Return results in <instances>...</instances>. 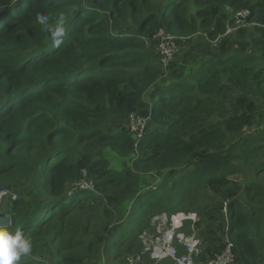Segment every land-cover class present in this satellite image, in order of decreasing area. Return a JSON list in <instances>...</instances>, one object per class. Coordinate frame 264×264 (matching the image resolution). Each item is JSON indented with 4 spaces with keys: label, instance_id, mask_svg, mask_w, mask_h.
<instances>
[{
    "label": "trees",
    "instance_id": "trees-1",
    "mask_svg": "<svg viewBox=\"0 0 264 264\" xmlns=\"http://www.w3.org/2000/svg\"><path fill=\"white\" fill-rule=\"evenodd\" d=\"M245 9L254 33L237 45L222 34ZM160 31L177 43L168 72ZM132 114L149 118L140 140ZM263 115L264 0H0V191L17 194L8 228L33 246L17 264H128L148 217L184 210L198 230L220 224L205 259L228 230L233 264H264ZM83 170L96 190L69 195Z\"/></svg>",
    "mask_w": 264,
    "mask_h": 264
},
{
    "label": "built area",
    "instance_id": "built-area-1",
    "mask_svg": "<svg viewBox=\"0 0 264 264\" xmlns=\"http://www.w3.org/2000/svg\"><path fill=\"white\" fill-rule=\"evenodd\" d=\"M249 15V9L237 12L235 15L237 22L235 21V26L232 30L240 28L241 26H238V24H241L242 21L245 22ZM157 38H159V41L156 49L164 55L162 62L166 68H168L170 65V57L177 47L176 38L170 34H165L163 31L159 32ZM148 119V117L136 114L129 116L127 125L130 131L135 134L136 138L140 139L145 134ZM88 183L89 181L86 179L74 183L69 191V194H72L79 188H89L85 187ZM8 194V190H2L0 192V200ZM13 198H15V196H13ZM188 218L190 217L185 214L177 213L171 215L170 221L175 229L178 226H182L183 221ZM156 219L166 222L169 220V216L167 213H162L157 216ZM194 220H196V218ZM177 238L178 240H175V233L173 231H166L165 233H161L157 237L152 238L150 242L151 246L145 250H141L138 254H136V257L130 256L126 258L130 264H139L143 255L150 253L149 251H151V258L155 260V264H163L167 261H170V264H197L199 257L204 251L203 241L196 235L186 236L184 234H178ZM226 240L224 249L220 253H216L214 257L206 258L205 264H233L235 261V255L232 250V243L228 238H226ZM143 243H147L146 238L143 239Z\"/></svg>",
    "mask_w": 264,
    "mask_h": 264
},
{
    "label": "rangeland",
    "instance_id": "rangeland-1",
    "mask_svg": "<svg viewBox=\"0 0 264 264\" xmlns=\"http://www.w3.org/2000/svg\"><path fill=\"white\" fill-rule=\"evenodd\" d=\"M250 17V15H249ZM234 22L233 24H228L227 25V28H226V31L224 32V34L222 35H226V36H232L234 41L236 42L237 44V39L234 37V35H236V32L238 30H241V29H249L250 30V27H251V24H246L244 23L243 21L241 22V24H238V26H241L239 29H236V30H232V28L235 26V21H236V17L234 16ZM237 22V21H236ZM255 24V23H253ZM232 30V31H231ZM231 31V32H230ZM227 32H230V33H227ZM254 32H252L251 30L249 31V33L247 34V38H251V36L253 35ZM220 35V36H222ZM219 36V37H220ZM221 38H213V37H210V38H206L207 41H212L214 43H217L220 41ZM238 45V44H237ZM236 46L235 45H230V44H227L225 49L226 50H229L230 48H235ZM217 49V48H216ZM155 51V50H154ZM214 52V50L212 49L211 50V53ZM154 54H156L157 52H153ZM263 120H264V115H263ZM127 124V122L124 123V125ZM258 127V126H257ZM255 132V131H254ZM134 137L135 134H134ZM95 153V151H94ZM101 153H106L107 155V159L108 161L110 162V164L116 168V166L121 163L118 159L114 158V156L111 154V153H108L107 152V149L106 147H102V148H99L97 154H101ZM87 186L85 187H92V184L89 182L88 184H86ZM159 186V184H157ZM157 186L156 184L155 185H152V189H156ZM185 188V184L182 183L179 188H178V193L183 191ZM81 191H88L86 190V188H83ZM169 193L166 194V196H168ZM204 195H210L211 196V203L213 205V207L215 206L216 209L214 211V214L217 215V216H220L223 215V218L225 216V218L227 219V206L226 205H220L219 204V200L217 199V196L216 195H212L211 193L207 192V191H201V192H198L195 194V200L197 202V205H201V203L199 202V200L204 196ZM4 204V208H6V206H8V202H5V203H2V205ZM182 205H185V206H192V204L189 202V201H183V204ZM197 205H194V207H196ZM222 209L221 212H219V209ZM180 209H182L180 207ZM205 210V209H204ZM162 213L164 212H159V213H156L154 215H152L151 217H148L149 219V225L144 227L142 229V231L140 232V234L138 235V239H139V242L142 246V250L148 248L151 246V239L152 238H155L157 237L158 235H160L161 233H165L166 231H173L175 233V240H178L177 238V235L178 234H184V235H196L198 238H200L202 241H204V245H208L210 242H208L207 240L209 238H213V236H220L222 235L223 231L220 229L219 227V222L216 220V219H211L209 218L208 216H204V219H205V222H203V225L201 227V229H197L196 228V224H197V221H198V213L197 212H193V211H179L177 213H182V214H185L186 216H189L190 218L186 219L183 221V225L182 226H178L177 228H173V225H172V222L170 221V215L169 213L167 212L168 216H169V220L164 222L163 220H160V219H156L157 216L161 215ZM196 218V220H194ZM147 219V220H148ZM210 221V222H209ZM227 228V227H226ZM210 229H213V232L210 231ZM202 232H205L206 235L205 236H202ZM216 233V235H214ZM209 235V236H208ZM224 238V243H226V239H225V234H223ZM146 238L147 239V243H143V239ZM219 243V242H218ZM150 253H146L145 255H143L141 261L139 262V264H155V260L153 258H151V251H149ZM130 256H133V257H136V254L135 253H130L128 254L127 258L130 257ZM126 258V262L128 264H130V262L128 261V259ZM206 262V259L205 257H203L202 255L199 257L198 261H197V264H205ZM163 264H170V261H167V262H164Z\"/></svg>",
    "mask_w": 264,
    "mask_h": 264
},
{
    "label": "clouds",
    "instance_id": "clouds-1",
    "mask_svg": "<svg viewBox=\"0 0 264 264\" xmlns=\"http://www.w3.org/2000/svg\"><path fill=\"white\" fill-rule=\"evenodd\" d=\"M36 19L43 26H48V24H49V17L47 15L40 14L37 16ZM63 23H64V17L61 16L59 18V24L57 25V27L54 29H50L54 45L57 47L60 45V43L62 42V39L65 35ZM168 70H169V68H166L165 72H168ZM128 118L125 121L127 123H128ZM124 126L126 129H128L130 131L127 124H125ZM130 133L133 134L131 131H130ZM136 139H138V138H136ZM140 139H138V140H140ZM82 174H83V176L79 181L86 179L92 184V187L86 188V190H91V191L96 190V188L94 186V180L92 178L88 177L87 171L83 170ZM82 189L83 188H79L77 190H82ZM2 190H5V189H2ZM6 190L9 191V194L4 196L3 199L0 200V216L6 215V214H11L10 212L4 211L5 208H4V204L2 205V203H5L7 201L13 202L18 197L15 192H12L9 189H6ZM72 194H69V195H72ZM13 196H15V198H13ZM164 213H167V212H164ZM173 214H177V212L169 214V215L171 216ZM12 222H13V218L11 215V224L10 225H12ZM9 226L0 224V264H17V262L20 260V258L22 256L27 257L28 255L31 254V252L33 250L32 242L30 240H28L27 238H25L24 234L21 231H19V230L15 231V232L10 231L8 228ZM225 236H226L225 239L226 238L229 239L228 230L225 231Z\"/></svg>",
    "mask_w": 264,
    "mask_h": 264
},
{
    "label": "water",
    "instance_id": "water-1",
    "mask_svg": "<svg viewBox=\"0 0 264 264\" xmlns=\"http://www.w3.org/2000/svg\"><path fill=\"white\" fill-rule=\"evenodd\" d=\"M0 224L9 226L11 224V214L1 215Z\"/></svg>",
    "mask_w": 264,
    "mask_h": 264
}]
</instances>
